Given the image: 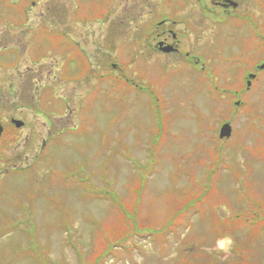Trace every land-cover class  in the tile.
<instances>
[{"label": "rangeland", "instance_id": "rangeland-1", "mask_svg": "<svg viewBox=\"0 0 264 264\" xmlns=\"http://www.w3.org/2000/svg\"><path fill=\"white\" fill-rule=\"evenodd\" d=\"M8 1L0 0V49L15 48L19 58L0 65V117L25 124L0 141V170L13 162L26 170L0 177V264H264V101L253 96L236 108L233 136L215 144L219 121L229 117L219 113L222 92L135 36L150 23L147 3L177 19L171 13L183 1L25 2L22 26L7 23ZM248 12L257 14L252 1ZM230 23L216 31L260 34L251 22ZM43 24L61 29L44 26L50 36L62 31L79 45L40 34L30 45L29 30ZM231 41L215 57L234 84L248 65L227 59ZM34 46H41L37 60ZM256 85L251 93L264 94L263 75ZM23 94L40 104L25 106Z\"/></svg>", "mask_w": 264, "mask_h": 264}, {"label": "flooded vegetation", "instance_id": "flooded-vegetation-1", "mask_svg": "<svg viewBox=\"0 0 264 264\" xmlns=\"http://www.w3.org/2000/svg\"><path fill=\"white\" fill-rule=\"evenodd\" d=\"M206 1L214 6L205 7ZM227 1H232L236 3V6L230 5ZM252 1L253 9L255 13L248 12V5ZM195 7L188 13V8L185 5L181 8L180 16L183 18L184 27L188 30L180 29L179 31L174 28V26L180 21L170 17H162L153 22V19L163 15L165 12L163 10L153 9V4H149L148 14L150 23H148L147 29L144 31L136 32V37L142 39L146 46L151 50L156 52L160 58L162 56H173L174 60L181 61L183 58L192 57L191 64L196 70V76L202 79V59L203 54H211L218 52L221 49V44L224 40L231 41L233 45L228 53L227 59L232 60L238 56H241L246 64V68L241 67L245 70L250 64V54H262L264 53V0H197L191 1V5ZM245 9L241 10L242 7ZM161 6L163 4L161 3ZM201 7L211 14L202 13ZM214 7V8H213ZM215 11L217 12L215 14ZM217 15L219 17V22H214L212 16ZM235 17L240 19L242 23L251 22L255 27L260 30V34L252 35L250 28L247 27L245 30L241 26H235L237 30H230L225 32H217L212 30L216 24H226L231 28L230 19ZM193 19V28L190 30V26L187 25V20ZM211 21L214 24H211ZM233 28V27H232ZM206 33V34H204ZM191 34L193 36L191 37ZM235 34L236 40L234 39ZM162 46H171L173 48L170 52L161 51L159 44ZM257 65V64H256ZM225 66V61L223 59L217 58V62L213 67L209 68V81L211 86L219 89L222 94V100L225 101H242L245 96V92L242 91L237 83H231V77L225 75L223 67ZM251 71H248V74ZM255 78L259 76V72H254Z\"/></svg>", "mask_w": 264, "mask_h": 264}, {"label": "water", "instance_id": "water-1", "mask_svg": "<svg viewBox=\"0 0 264 264\" xmlns=\"http://www.w3.org/2000/svg\"><path fill=\"white\" fill-rule=\"evenodd\" d=\"M21 123L19 121H16V125L19 126ZM1 131H2V127L0 125V134H1ZM230 133V127L228 124H225L221 127L220 129V136H228Z\"/></svg>", "mask_w": 264, "mask_h": 264}]
</instances>
